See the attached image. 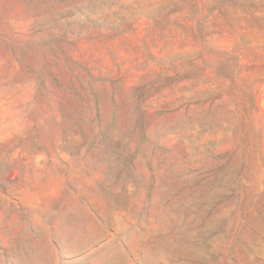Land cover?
I'll use <instances>...</instances> for the list:
<instances>
[{"label": "rangeland", "instance_id": "1", "mask_svg": "<svg viewBox=\"0 0 264 264\" xmlns=\"http://www.w3.org/2000/svg\"><path fill=\"white\" fill-rule=\"evenodd\" d=\"M0 264H264V0H0Z\"/></svg>", "mask_w": 264, "mask_h": 264}]
</instances>
